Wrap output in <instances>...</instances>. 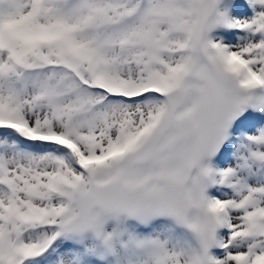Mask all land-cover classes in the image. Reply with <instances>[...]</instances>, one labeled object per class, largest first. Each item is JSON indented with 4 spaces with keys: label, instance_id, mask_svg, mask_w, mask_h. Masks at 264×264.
Masks as SVG:
<instances>
[{
    "label": "snow or ice",
    "instance_id": "obj_1",
    "mask_svg": "<svg viewBox=\"0 0 264 264\" xmlns=\"http://www.w3.org/2000/svg\"><path fill=\"white\" fill-rule=\"evenodd\" d=\"M0 264H264V0H0Z\"/></svg>",
    "mask_w": 264,
    "mask_h": 264
}]
</instances>
